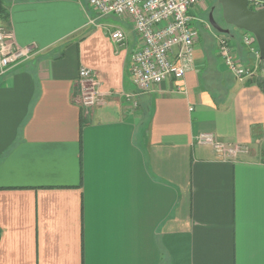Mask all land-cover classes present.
<instances>
[{
	"label": "crops",
	"instance_id": "1",
	"mask_svg": "<svg viewBox=\"0 0 264 264\" xmlns=\"http://www.w3.org/2000/svg\"><path fill=\"white\" fill-rule=\"evenodd\" d=\"M0 2L15 46L35 47L0 76V264H264L256 80L198 41L183 80L140 93L129 18L100 16L90 0ZM227 35L259 66L242 34ZM82 67L96 72L102 107L77 103ZM201 134L249 153L225 160Z\"/></svg>",
	"mask_w": 264,
	"mask_h": 264
},
{
	"label": "built area",
	"instance_id": "2",
	"mask_svg": "<svg viewBox=\"0 0 264 264\" xmlns=\"http://www.w3.org/2000/svg\"><path fill=\"white\" fill-rule=\"evenodd\" d=\"M209 0H90L91 7L100 15H117L129 18L139 36V47L133 54L131 75L138 92L153 90L174 78L181 81L193 70L194 52L199 41L197 30L192 27L193 11ZM253 11L264 10V0H248ZM112 40L123 45L127 35L122 30L111 34ZM242 45L250 54L260 58L255 38L243 34ZM219 58L238 80H254L259 77V66L245 65L236 53L228 35L219 34L216 41ZM35 53L34 46H15L12 34L0 26V76L12 66L26 61ZM79 95L77 103L84 109L102 107L105 95L101 92L96 72L82 67L79 70ZM128 100L133 94H125ZM137 106V102H135ZM197 142L211 145L225 160H236L240 154H248L246 145H227L218 142L212 134H201Z\"/></svg>",
	"mask_w": 264,
	"mask_h": 264
},
{
	"label": "water",
	"instance_id": "3",
	"mask_svg": "<svg viewBox=\"0 0 264 264\" xmlns=\"http://www.w3.org/2000/svg\"><path fill=\"white\" fill-rule=\"evenodd\" d=\"M218 2L222 7L223 18L227 24L254 35L260 52L264 77V10H251L248 0H218ZM209 22L220 34L229 33L217 24L213 13L209 17Z\"/></svg>",
	"mask_w": 264,
	"mask_h": 264
},
{
	"label": "rangeland",
	"instance_id": "4",
	"mask_svg": "<svg viewBox=\"0 0 264 264\" xmlns=\"http://www.w3.org/2000/svg\"><path fill=\"white\" fill-rule=\"evenodd\" d=\"M205 8H207L208 11H211L213 13L215 21L221 28L230 31V35L235 36L237 35V33H240L243 36V34L246 33L251 37L255 38L253 34L245 32L243 30H239L234 26L227 24L224 21L222 7L218 0H209L206 3L202 4L200 7H197V9L192 12V14L195 16V20L192 23V27L197 30L199 34V48L203 51H207L214 55L216 53V41L220 34L211 26L209 19L206 16V13H202V10ZM256 46L258 47L257 42ZM261 147V151L262 153H264V145H261Z\"/></svg>",
	"mask_w": 264,
	"mask_h": 264
},
{
	"label": "trees",
	"instance_id": "5",
	"mask_svg": "<svg viewBox=\"0 0 264 264\" xmlns=\"http://www.w3.org/2000/svg\"><path fill=\"white\" fill-rule=\"evenodd\" d=\"M4 12H5V10L3 9V6L0 2V15ZM259 69H260V75L258 78L254 79V80H256L258 82V84H260L261 88L264 90V77L262 74V63L260 64Z\"/></svg>",
	"mask_w": 264,
	"mask_h": 264
},
{
	"label": "flooded vegetation",
	"instance_id": "6",
	"mask_svg": "<svg viewBox=\"0 0 264 264\" xmlns=\"http://www.w3.org/2000/svg\"><path fill=\"white\" fill-rule=\"evenodd\" d=\"M202 13H203V14L206 13V16L208 17V19H209L210 15L212 14V12H211V11H208L207 8L203 9V10H202Z\"/></svg>",
	"mask_w": 264,
	"mask_h": 264
}]
</instances>
